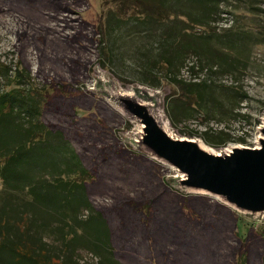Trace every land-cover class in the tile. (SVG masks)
Listing matches in <instances>:
<instances>
[{
	"label": "rangeland",
	"instance_id": "1",
	"mask_svg": "<svg viewBox=\"0 0 264 264\" xmlns=\"http://www.w3.org/2000/svg\"><path fill=\"white\" fill-rule=\"evenodd\" d=\"M146 3L154 13L160 12L149 1ZM164 3L171 10L167 15L160 12L163 18H157L139 15L135 0H0V60L13 68L20 59L28 61L36 85L49 92L45 117L55 126L66 130L71 126L70 114H87L89 111L83 109L92 107L110 122L118 139L131 147V159L146 170L160 173L182 194L205 195L228 206L231 214L239 217L241 233L248 225L259 229L264 217H252L212 195L185 193L174 187L170 178L178 175L177 171L139 151L128 140L138 127L136 123L92 89L96 79L104 75L125 90L136 84L149 86L160 93L161 111L177 135L200 138L210 146L215 143L214 148L256 145L257 128L264 115V0ZM21 42L25 43L24 52ZM166 59L170 64H161ZM180 79L202 83L199 86L205 88L207 110L193 106L189 93L195 86L188 84L181 90L177 85ZM3 87L0 75V89ZM57 104H77L79 110H59ZM69 137L81 151L75 138ZM122 187L113 184L92 193V205L109 212L106 208L117 202ZM91 211L82 207L77 213L84 219ZM134 220L139 217L129 211L122 223ZM114 222H119L118 217ZM58 223L53 220L51 225ZM123 224L113 228L116 253L123 264H217L216 255L231 264L239 252L235 227L228 220L223 239H215L214 253L204 247L202 238L210 239L207 232L199 235L183 218L177 227H169V221L161 227L172 232L188 228L175 237L159 234L160 229L149 233L142 225L125 234ZM147 234L153 239L147 240ZM42 236V246L67 264H99V257L88 248L67 251L59 236L46 231ZM190 239L200 245L186 243ZM260 250H264V238L251 242V252L258 254Z\"/></svg>",
	"mask_w": 264,
	"mask_h": 264
},
{
	"label": "trees",
	"instance_id": "2",
	"mask_svg": "<svg viewBox=\"0 0 264 264\" xmlns=\"http://www.w3.org/2000/svg\"><path fill=\"white\" fill-rule=\"evenodd\" d=\"M135 1L139 15L163 18L160 12L168 14L171 10L165 7L164 0H147L159 13L151 11L146 0ZM21 46L24 52L25 43L21 42ZM164 63L170 64V60L161 64ZM0 75L4 80L0 89L1 264H67L42 246L45 231L59 236L67 251L82 246L99 257V264H123L116 253L113 228L123 224L129 211L135 212L139 220L123 224L125 234L142 225L149 233H158L160 229L159 234L175 237L181 229L188 228L179 227L172 232L161 227L166 221L169 227H177L183 218L199 235L207 232L210 239L202 240L209 253H214L216 240L223 239L228 220L235 227L239 241V252L231 264H264V250L258 254L251 252V242L264 238V225L259 229L248 225L241 233L239 217L232 215L228 206L205 195L182 194L160 173L146 170L142 163L131 159L128 155L131 147L118 139L110 122L92 107L83 109L89 111L87 114H70L71 126L66 130L55 126L45 117L50 106L49 92L36 85L27 60L20 59L15 68L0 60ZM188 84L195 86L189 93L193 106L207 110L205 88L199 86L202 83L182 79L177 83L181 90ZM56 108L79 110L77 104H57ZM69 135L75 138L81 151ZM106 184L129 187V190L121 188L117 202L106 208L109 212L93 206L90 196L104 191ZM82 207L92 209L84 219L77 213ZM117 217L119 222H114ZM53 220L59 223L51 225ZM145 238L153 239L149 234ZM187 242L199 244L193 239ZM181 250L191 255L183 246ZM216 263L229 264L217 255Z\"/></svg>",
	"mask_w": 264,
	"mask_h": 264
},
{
	"label": "water",
	"instance_id": "3",
	"mask_svg": "<svg viewBox=\"0 0 264 264\" xmlns=\"http://www.w3.org/2000/svg\"><path fill=\"white\" fill-rule=\"evenodd\" d=\"M138 126L128 140L149 157L169 164L177 189L217 197L252 217H264V115L255 146L243 144L214 148L202 139L180 136L163 115L160 93L143 84L121 88L106 75L92 88Z\"/></svg>",
	"mask_w": 264,
	"mask_h": 264
}]
</instances>
